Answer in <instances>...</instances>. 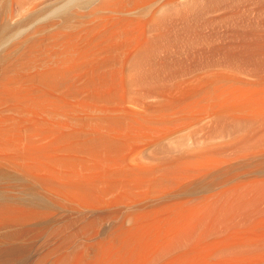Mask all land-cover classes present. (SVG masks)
<instances>
[{"label":"bare ground","instance_id":"obj_1","mask_svg":"<svg viewBox=\"0 0 264 264\" xmlns=\"http://www.w3.org/2000/svg\"><path fill=\"white\" fill-rule=\"evenodd\" d=\"M239 1L76 0L0 52V264H264V3L203 32Z\"/></svg>","mask_w":264,"mask_h":264},{"label":"rangeland","instance_id":"obj_2","mask_svg":"<svg viewBox=\"0 0 264 264\" xmlns=\"http://www.w3.org/2000/svg\"><path fill=\"white\" fill-rule=\"evenodd\" d=\"M243 1H244V4H243ZM243 1L242 2L239 1L240 4L237 3L236 4L237 7L235 6L236 7L235 9H234V7H232V8H229L228 11L226 9H222L221 11H218L213 16L214 17L213 19H215L213 25H211V27L209 28V30L204 29L203 32L206 33V31H207V34L208 35H211V32H212V34H213L214 37L215 36H217V37L220 36V38H221L222 36H224L223 34H225L224 31L226 29H230V28L231 29H236V28H238L237 26H238L239 23H240L239 25H243V24H245L244 22L249 23L248 22L249 19L250 20L251 19H255L256 18V15H257V12L255 10L256 9V5L254 3L255 1L254 2H252L251 0H248V1L246 0V2H245V0H243ZM261 1H262V3H264L263 0H261ZM251 2L253 3V5H252ZM66 4L68 5V7H67ZM249 4L251 5V9L249 8ZM240 5L242 7V10H241ZM71 6L73 8H74V6H76V0H0V25L2 27H4L2 30L5 29L4 32L2 31L3 33L0 32L1 35H2V36H0L1 37L0 38V52L3 49H5L8 45H10L11 43H13V41H16L21 36L23 37L24 35H26L27 32L28 33L32 32L35 28L38 27V25L40 26V23L42 24L43 22H45L48 19L49 20L50 19H52V20H60L62 18V16L66 13L67 9L68 10L70 8L72 9ZM62 7L63 8L66 7V8L65 9H62ZM233 10H237V11H234V12L238 16L241 13H244L245 14V15L244 14H241L239 17L235 14V16H234L235 18H232V19H235V21L236 20L238 21L239 19L241 21L239 20L238 21L239 23L237 21L234 23V20L231 19V22H233V24H235L233 28H232L233 24L232 25L230 24V20L229 21H226L225 23L224 22L223 23H219L220 24V26H219L217 24L218 21H219L218 20V17L222 13H224V12L225 13H228V12H231ZM245 10H247V11L244 12ZM248 15H250V16H248ZM242 16L244 18L245 17L246 18L244 19ZM251 16H252V18H251ZM247 18H248V20H247ZM228 22H229V24H228ZM218 26L220 27V30H219V27ZM69 215L70 214L67 213L65 215L66 217L65 216L63 217L64 222L67 221L68 217H73V216H69ZM9 230H7V229L1 230L0 229V239L2 238L0 240V242L4 239V236L6 234H8V232H11L12 231V230H10V231ZM45 234H44L45 236L43 234H41V235L38 234L39 236L37 235V236L33 237L34 240L31 239L30 241L32 243V246L33 245L34 246L31 247L32 249L28 253H26L28 256L25 254L24 259L25 258L26 259L25 260L24 259H22V260L20 259L21 260V261L19 260L20 263H18L19 261H17V262H14V264H36V262H38L37 260H39L37 258H39L40 255H41L40 253H42L40 251L43 250L44 248H49L50 246H52V245H54L56 243V238L55 237H49L50 235L48 234V232L45 233ZM72 240L73 241H71V242H73L74 244H76L77 242H79L80 240H83V239L80 238V240H79L77 238V240L76 239H72ZM71 242H70L69 246H70V248H73V246H75V245H72L73 243H71ZM71 245H72V247H71ZM69 246L67 244L66 248H69ZM29 253H30V256H29ZM39 263L43 264L41 261Z\"/></svg>","mask_w":264,"mask_h":264}]
</instances>
